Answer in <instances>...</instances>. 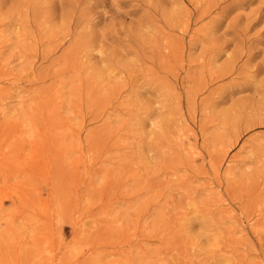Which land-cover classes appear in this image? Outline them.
<instances>
[{
    "label": "rangeland",
    "instance_id": "rangeland-1",
    "mask_svg": "<svg viewBox=\"0 0 264 264\" xmlns=\"http://www.w3.org/2000/svg\"><path fill=\"white\" fill-rule=\"evenodd\" d=\"M0 264H264V0H0Z\"/></svg>",
    "mask_w": 264,
    "mask_h": 264
},
{
    "label": "bare ground",
    "instance_id": "bare-ground-1",
    "mask_svg": "<svg viewBox=\"0 0 264 264\" xmlns=\"http://www.w3.org/2000/svg\"><path fill=\"white\" fill-rule=\"evenodd\" d=\"M106 15V14H105ZM105 15H104V17H105ZM184 29V28H183ZM185 33V32H184Z\"/></svg>",
    "mask_w": 264,
    "mask_h": 264
}]
</instances>
